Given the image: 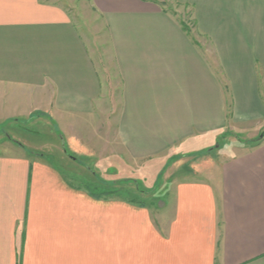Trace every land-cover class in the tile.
<instances>
[{"label": "crops", "instance_id": "0c3cea01", "mask_svg": "<svg viewBox=\"0 0 264 264\" xmlns=\"http://www.w3.org/2000/svg\"><path fill=\"white\" fill-rule=\"evenodd\" d=\"M81 2L101 17L116 68L122 157L205 163L229 120L264 121V0ZM72 16L57 0H0L2 120L54 111L65 126L101 110L104 85ZM251 140L233 136L210 172H184L166 214L3 143L0 264H264V137Z\"/></svg>", "mask_w": 264, "mask_h": 264}, {"label": "rangeland", "instance_id": "374dc122", "mask_svg": "<svg viewBox=\"0 0 264 264\" xmlns=\"http://www.w3.org/2000/svg\"><path fill=\"white\" fill-rule=\"evenodd\" d=\"M57 3L73 15L75 23L89 44L90 51L93 52L104 85L100 97L101 110L97 109L92 118L67 115L64 118L65 126H58V114L54 111L32 112L30 116L6 117L4 120L0 117V146L13 140L26 148L32 146L37 149L36 152L46 153L45 156L50 157L53 164L62 170L75 172L72 177L80 187H87L98 195L105 194L149 207L154 206L160 213L166 214L167 206L164 203L171 198L172 183L183 180L184 172L202 166L203 170L210 172L215 166V156L233 136L237 140L252 137L251 142L262 137L261 135L264 137V121L249 128L233 126L229 120L224 131L220 132L223 137L218 134L217 141L207 150L205 163L201 162L204 161L202 158L185 156L134 161L122 157L113 119L119 106V81L107 45L103 21L81 0H57ZM177 17L191 32L192 22L189 15L179 13ZM100 183H105L106 189H100ZM92 184H96V187H92Z\"/></svg>", "mask_w": 264, "mask_h": 264}, {"label": "trees", "instance_id": "16d2710c", "mask_svg": "<svg viewBox=\"0 0 264 264\" xmlns=\"http://www.w3.org/2000/svg\"><path fill=\"white\" fill-rule=\"evenodd\" d=\"M183 28L186 30V28L183 26ZM262 137H260V138H257L255 141L257 142V141H259V140H261L262 138H263V135H261ZM41 156H43V154H40Z\"/></svg>", "mask_w": 264, "mask_h": 264}]
</instances>
